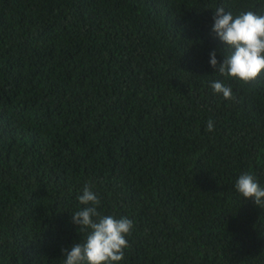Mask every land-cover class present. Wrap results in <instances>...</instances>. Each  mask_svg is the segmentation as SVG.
Returning a JSON list of instances; mask_svg holds the SVG:
<instances>
[{
    "label": "trees",
    "instance_id": "trees-1",
    "mask_svg": "<svg viewBox=\"0 0 264 264\" xmlns=\"http://www.w3.org/2000/svg\"><path fill=\"white\" fill-rule=\"evenodd\" d=\"M264 0H0V264H63L90 184L119 264H264V72L220 76L214 10ZM231 85L234 100L211 88ZM212 120L214 130L207 131Z\"/></svg>",
    "mask_w": 264,
    "mask_h": 264
},
{
    "label": "clouds",
    "instance_id": "clouds-1",
    "mask_svg": "<svg viewBox=\"0 0 264 264\" xmlns=\"http://www.w3.org/2000/svg\"><path fill=\"white\" fill-rule=\"evenodd\" d=\"M213 20V31L230 52L223 55L221 63L213 51L210 54L211 67L220 76L241 85L258 79L264 72V15H257L252 10H242L233 15L226 12L223 6H218L214 10ZM211 88L226 100L235 99L231 85L214 81ZM206 130H214L212 120L207 122ZM235 189L245 199H251L264 208V188L250 172L239 176ZM77 200L83 207L72 214V222L85 236L83 242L75 243L70 251L62 249L63 264H119L130 246L127 237L132 233L133 221L127 216L117 219L114 215L99 211L101 200L90 184L84 185Z\"/></svg>",
    "mask_w": 264,
    "mask_h": 264
}]
</instances>
